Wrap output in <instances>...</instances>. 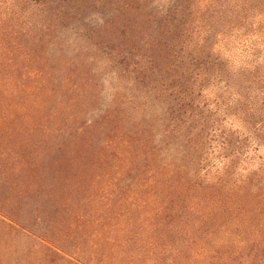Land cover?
Here are the masks:
<instances>
[{"label":"rangeland","instance_id":"obj_1","mask_svg":"<svg viewBox=\"0 0 264 264\" xmlns=\"http://www.w3.org/2000/svg\"><path fill=\"white\" fill-rule=\"evenodd\" d=\"M113 2L0 0V264H141L137 254L145 264H264L263 204L251 218L209 220L177 204L187 215L148 217L136 152L148 132L136 128L160 131L164 88L148 70L155 51L116 50ZM245 87L223 95L230 107L217 123L237 147L254 132V112L234 98L254 96ZM217 143L209 176L228 164ZM255 156L264 160L254 137L233 171L255 172Z\"/></svg>","mask_w":264,"mask_h":264},{"label":"trees","instance_id":"obj_2","mask_svg":"<svg viewBox=\"0 0 264 264\" xmlns=\"http://www.w3.org/2000/svg\"><path fill=\"white\" fill-rule=\"evenodd\" d=\"M112 11L114 42L121 40L116 50L143 43L155 51L147 56L148 70L164 88L158 96L164 112L160 131L149 125L148 130L136 128L140 135L148 132L136 151L146 177L143 185L152 193L146 199L148 217L187 215L170 209L172 204L209 220L255 216V204L264 205V160L255 156V172L247 176L233 168L254 137L255 155L264 151V0H114ZM234 83L255 93L246 101L234 94L255 118L254 132L238 147L217 124L230 107L223 98L233 96ZM216 143L228 164L224 173L220 169L209 176L205 154ZM137 257L135 263L149 261Z\"/></svg>","mask_w":264,"mask_h":264}]
</instances>
